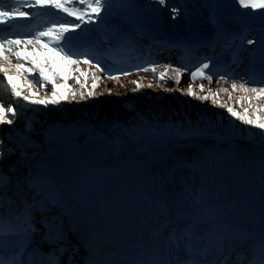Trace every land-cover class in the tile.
I'll list each match as a JSON object with an SVG mask.
<instances>
[{
    "label": "bare ground",
    "instance_id": "bare-ground-1",
    "mask_svg": "<svg viewBox=\"0 0 264 264\" xmlns=\"http://www.w3.org/2000/svg\"><path fill=\"white\" fill-rule=\"evenodd\" d=\"M54 79L51 77L50 81ZM177 79L179 83H176ZM135 80L141 82V87L136 91L132 83ZM12 83L22 94L30 90V95L44 98L43 88L28 89L20 85L17 79ZM201 83L205 85V93H200L198 85ZM149 84L152 87H148ZM99 85L94 90L95 95L73 101L72 93L83 91L87 94L92 91L91 83H85L81 77H73L69 81L60 78L56 87V99L60 103L47 107L22 101L17 103V98L11 95L9 89L10 104L17 114L15 117L11 113L8 115L14 122L5 124L12 135L6 140L8 146L16 151L2 162V166L4 169L15 167L21 174L12 175L6 186L29 178L33 171L44 165L49 155L63 156V150L72 143L86 144L100 138L119 142L126 148L137 146L145 151L177 148L170 155L189 166L194 165L193 157L197 158L195 171L202 176L208 171H215L217 176L213 182L238 170L245 173L250 184L264 189V131L242 123L232 117L226 108L213 104L211 100L204 101L187 95L189 83L181 80L179 75L165 72L163 80L131 77L129 82L122 85L107 82ZM51 87V84L47 85L48 89ZM209 87L213 92L220 87L231 91L230 84L216 82L209 85L204 81L195 83L193 91L203 95ZM108 89H111V93ZM48 98H51L50 95ZM219 102L229 104L240 112L248 108L249 114L256 113L248 118L264 119V100L256 101L250 92H232L231 100L227 94L221 93ZM250 136L252 139L249 140ZM255 172L261 174L262 179ZM50 218L63 222V217L57 211L51 212ZM253 233L249 231L245 234L241 240L243 246H248ZM258 263L264 264V260Z\"/></svg>",
    "mask_w": 264,
    "mask_h": 264
},
{
    "label": "snow or ice",
    "instance_id": "snow-or-ice-1",
    "mask_svg": "<svg viewBox=\"0 0 264 264\" xmlns=\"http://www.w3.org/2000/svg\"><path fill=\"white\" fill-rule=\"evenodd\" d=\"M240 7L244 9H264V0H237ZM156 3L162 7H167L172 14V19H175L179 13L180 9L175 6H169L168 0H156ZM34 8L39 10H44L41 15H50L54 17L50 23H45L42 26L37 25L35 27L23 26V31L15 32L9 31L4 34L0 31V56L3 58V62H0V86L10 89L12 96L17 98V103L26 102L29 105H43L47 107L49 104L58 105L60 101L56 99L58 93L56 91L57 81H50L44 77V68L41 67L38 70V76L33 75L31 83L35 84L37 90L45 89L44 98L39 96H32L29 92L23 93L19 91L15 84L12 83L11 77L15 75H24L27 73L35 74L37 69L32 64L28 63L27 57L22 54L29 50L35 52L37 48L44 51L45 54L52 50L59 52L63 58L69 63L77 65L75 69L80 72V75H85L79 69V64L81 61L85 64H90L95 67L98 73L104 74L108 79H119L120 75H130L131 73L126 70H118L113 72L108 68L104 67L101 60L97 59L93 51L89 48L74 49L72 42L78 38L80 34L93 31V29L85 28V25L96 24L101 13L105 11L107 7V0H13L12 7H5L2 2H0V29H3L6 25H11L15 28L18 18L23 20H28L31 17V13L22 10V7ZM62 14V15H60ZM261 16H264V12H261ZM71 18V19H69ZM80 30L77 35H70V33H76ZM27 37V38H25ZM249 44L254 43L253 40L249 39L247 41ZM95 47V45H93ZM10 56H14L16 63H12ZM155 65H152L151 70L155 71ZM171 66H165V71ZM210 62L205 61L200 65L196 66L194 70L189 72L190 82L187 89V95L194 96L196 99L209 101L211 100L213 104H217L219 107L226 108L227 112L236 119L240 120L246 125H250L254 128L264 131V119H252L248 118L249 115H256L255 112L249 114L248 108H244L243 112L234 110L233 106L226 103H220L219 97L221 93L227 94L228 99H232V92L237 90L243 91L244 93H252L256 101L264 100V78L260 81H251L246 79H241L239 81L228 77L227 75L220 74L218 76V84H230L231 91L229 88L220 87L217 91L213 92L209 87L207 88L206 94L200 95L193 91V85L197 80H207L209 85L213 80V71H209ZM148 67L137 68V71H148ZM172 71L176 72L178 75H182L186 68L177 66L172 68ZM159 79H165V72L162 71L159 74ZM92 91L87 94L80 91L73 92L71 95V100L75 101L77 99H88L95 95V88L99 87L98 81L101 80V76L92 74L90 77ZM79 82V79H76ZM136 86L133 90L136 91L141 87V82L139 80L132 81ZM179 83V79L176 80ZM51 84V89L47 88V85ZM148 87H152L151 84ZM200 93H205V85L203 83L198 85ZM171 90V89H169ZM111 93V89H108ZM183 91V89H181ZM50 95L51 98H48ZM239 103V101H237ZM249 106H251V101H249ZM260 109L258 108L257 111ZM6 113H11L13 117L16 116V112L11 106H6L0 103V125L13 124V119L9 118ZM16 149L8 147L5 144L4 139L0 138V168H2V162L11 156ZM11 170V169H10ZM7 178L0 171V188H3ZM0 264H5L3 257L0 256Z\"/></svg>",
    "mask_w": 264,
    "mask_h": 264
},
{
    "label": "rangeland",
    "instance_id": "rangeland-1",
    "mask_svg": "<svg viewBox=\"0 0 264 264\" xmlns=\"http://www.w3.org/2000/svg\"><path fill=\"white\" fill-rule=\"evenodd\" d=\"M248 139L250 140V139H252V137L250 136Z\"/></svg>",
    "mask_w": 264,
    "mask_h": 264
}]
</instances>
